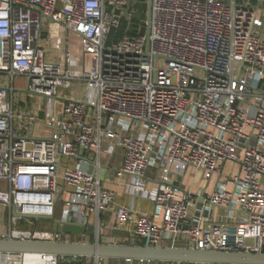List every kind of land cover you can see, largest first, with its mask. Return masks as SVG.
I'll return each instance as SVG.
<instances>
[{
    "label": "built area",
    "instance_id": "built-area-1",
    "mask_svg": "<svg viewBox=\"0 0 264 264\" xmlns=\"http://www.w3.org/2000/svg\"><path fill=\"white\" fill-rule=\"evenodd\" d=\"M132 2L0 0V239L116 244L114 234L136 245L264 252V0H146L145 31L108 42ZM45 20L79 39V74L47 57ZM53 47L69 55L62 38ZM15 76L25 88L15 89ZM76 81L81 98L65 94ZM29 95L38 101L22 106ZM117 150V175L103 180L102 159L110 168ZM188 170L210 182L200 203V190L183 183ZM118 192L152 201L153 212L117 205ZM216 208L226 220L204 217ZM106 212H115L110 223ZM31 216L83 232L37 229ZM27 260L105 259L0 252V264Z\"/></svg>",
    "mask_w": 264,
    "mask_h": 264
},
{
    "label": "water",
    "instance_id": "water-1",
    "mask_svg": "<svg viewBox=\"0 0 264 264\" xmlns=\"http://www.w3.org/2000/svg\"><path fill=\"white\" fill-rule=\"evenodd\" d=\"M149 4L147 6V16ZM81 170L93 171L83 161ZM204 191H201L199 201L202 202ZM33 219H51V217L31 216ZM53 229L63 232L81 233V225H59L54 220ZM93 226L87 227V232L93 234ZM0 252L18 254H56L64 257H93L102 259L127 260L130 264L135 260H146L160 263L182 264H264V252H232L217 250H200L183 247H154L148 244H93V243H57L33 240L0 239Z\"/></svg>",
    "mask_w": 264,
    "mask_h": 264
},
{
    "label": "crops",
    "instance_id": "crops-1",
    "mask_svg": "<svg viewBox=\"0 0 264 264\" xmlns=\"http://www.w3.org/2000/svg\"><path fill=\"white\" fill-rule=\"evenodd\" d=\"M46 30L43 31L42 37H43V45L46 48V53L47 57L52 60H57L59 61L63 68L68 69L71 71L73 74L77 75L81 71V47H80V41L77 38V36L73 34H69L66 32L60 25L54 24L50 21L45 24ZM66 36H65V35ZM65 36V37H64ZM57 37H60L63 39V46L64 48L69 49V55L66 56L64 51L61 49L57 50L53 47V42ZM78 84H83L80 81H76ZM76 85V84H75ZM74 85V86H75ZM74 86L67 90L70 96L75 97V98H81L82 95L85 92V87L82 90V92L78 95L77 94V88H74ZM120 164V162H119ZM119 166V165H118ZM151 173V171H150ZM200 176V175H199ZM112 180V179H111ZM185 184V183H184ZM191 185V188L193 191L200 190L204 191V194L206 190L209 189L210 187V182L208 183L207 181H204L202 177L200 176V181L196 183H187ZM109 187L119 189L118 186L112 184H108ZM153 185L152 182H148L147 187L150 188ZM120 191V189H119ZM199 201V199H198ZM116 203L117 205L121 204H129L134 210L136 211H144L147 213H152L153 212V203L150 200L143 199V198H130L129 196L123 195L121 192H118L117 198H116ZM200 203V201H199ZM197 214L199 212L197 211ZM225 209L221 208H216L213 209L209 212H205L204 217L214 220V221H223L226 220L225 217ZM101 218L104 222L110 223L114 220L115 218V212H106L101 215ZM230 220V219H229ZM227 220V221H229ZM116 235L113 234V238L115 241L110 240V243H116V244H122L121 242L116 241ZM124 244V243H123ZM115 264H123L125 263L124 260H116L112 259ZM160 264H181V263H160Z\"/></svg>",
    "mask_w": 264,
    "mask_h": 264
},
{
    "label": "rangeland",
    "instance_id": "rangeland-1",
    "mask_svg": "<svg viewBox=\"0 0 264 264\" xmlns=\"http://www.w3.org/2000/svg\"><path fill=\"white\" fill-rule=\"evenodd\" d=\"M140 4H141V0H133L132 4L130 5L129 8V12L132 14L131 19L125 17L122 21V27L123 26H129L130 28H134L135 30L137 29V27L142 26L143 31H145V22H146V18H143L141 12H140ZM147 13V11H146ZM49 20H45L43 25H42V31L46 30V25L47 22ZM65 35V34H64ZM66 36V35H65ZM64 36V37H65ZM26 82L27 79L24 76H15L14 77V84H15V89H23L26 86ZM76 84V85H75ZM74 88H77V94L79 95L82 90L84 89L85 85L83 84H78L77 82H74ZM17 92H15V96L17 97ZM66 95H69V93L67 91H65ZM38 101V96L35 95H29L27 97H25V102L22 103V106L25 105H29L32 106L33 104H35ZM122 157V152L120 150L116 151V154L114 156V160L111 161V166L110 168H107L106 166L109 164V161L107 158L102 159V164L104 165V167L101 168L100 170V177L103 180L109 181L113 178L116 177L117 172L115 169H118V165L119 162L121 160ZM232 169V165L230 164H226L224 171L226 172L227 170H231ZM200 181V176L196 175V173L194 174L192 170H188L183 178V183L187 184V183H196ZM60 206L58 205V208ZM60 216V211L57 210L55 217H59ZM55 218V219H56ZM4 219H6L4 217V213L0 211V229L3 226L4 223ZM36 228L37 229H47V230H52L53 229V220L51 219H37L34 221ZM22 227L24 228H29L31 227V225L29 224H24L22 225ZM108 240H113L115 241V239L113 237H108ZM117 242H121L124 244H128V242L130 241V238L124 236V235H119L116 237ZM103 264H115V262H113L112 259H105ZM117 264V263H116ZM125 264V263H123Z\"/></svg>",
    "mask_w": 264,
    "mask_h": 264
},
{
    "label": "trees",
    "instance_id": "trees-1",
    "mask_svg": "<svg viewBox=\"0 0 264 264\" xmlns=\"http://www.w3.org/2000/svg\"><path fill=\"white\" fill-rule=\"evenodd\" d=\"M140 12L143 16V18H146V11H147V3L146 0H141V4H140ZM127 26H123L122 25L119 27V29L117 30H112L109 37H108V42H111L112 40H114L115 38H118L120 36L123 35V33L125 32V30H127V32H129V34L131 35H135L137 33V31L134 28H130L128 26V29H126ZM60 264H66L64 261H60ZM182 264V263H181Z\"/></svg>",
    "mask_w": 264,
    "mask_h": 264
},
{
    "label": "bare ground",
    "instance_id": "bare-ground-1",
    "mask_svg": "<svg viewBox=\"0 0 264 264\" xmlns=\"http://www.w3.org/2000/svg\"><path fill=\"white\" fill-rule=\"evenodd\" d=\"M26 264H36L35 262H33L32 260H27Z\"/></svg>",
    "mask_w": 264,
    "mask_h": 264
}]
</instances>
